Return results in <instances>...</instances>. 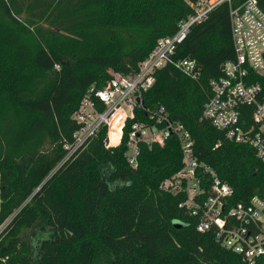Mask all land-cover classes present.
<instances>
[{"label":"trees","instance_id":"trees-1","mask_svg":"<svg viewBox=\"0 0 264 264\" xmlns=\"http://www.w3.org/2000/svg\"><path fill=\"white\" fill-rule=\"evenodd\" d=\"M190 1L198 0H0V264H248L197 230L180 208L183 195L161 189L183 166L176 137L142 145L139 167L128 164L127 137L134 121L146 120L142 108L119 146L106 147V127L69 159L65 149L81 128L73 117L86 94L112 72L137 73L192 15ZM185 58L201 66L198 79L177 67ZM234 59L224 4L193 26L143 101L186 127L196 158L240 202L264 196V164L203 116L211 82Z\"/></svg>","mask_w":264,"mask_h":264},{"label":"built area","instance_id":"built-area-1","mask_svg":"<svg viewBox=\"0 0 264 264\" xmlns=\"http://www.w3.org/2000/svg\"><path fill=\"white\" fill-rule=\"evenodd\" d=\"M198 0L188 5L192 15L182 20L178 31L158 41L137 73L125 76L112 72L108 84L92 88L83 98L73 119L81 126L73 144L65 146L68 159L84 150L107 127V148L121 144L128 120L136 119L137 108L146 120L134 121L127 137L125 158L137 169L141 146H164L172 137L180 143L182 168L161 185L164 192L183 195L180 208L197 219V230L213 232L217 242L244 259L259 264L264 258V196L254 195L236 202L234 189L195 156V141L186 127L171 119L164 107L149 110L143 96L156 84V73L174 62L178 47L193 26L206 21L218 7L228 4L235 59L222 64V76L211 82L212 97L204 118L226 139L251 147L264 164V0ZM186 75L198 79L201 66L192 58L176 62ZM117 130H114V127Z\"/></svg>","mask_w":264,"mask_h":264},{"label":"rangeland","instance_id":"rangeland-1","mask_svg":"<svg viewBox=\"0 0 264 264\" xmlns=\"http://www.w3.org/2000/svg\"><path fill=\"white\" fill-rule=\"evenodd\" d=\"M117 128H118V126L116 127H114V130L116 131L117 130ZM2 230V229H1ZM24 237H22V240H28V235H27V233H24V235H23ZM98 264H111V262L109 261V260H107L106 258H103V259H101L99 262H98Z\"/></svg>","mask_w":264,"mask_h":264},{"label":"water","instance_id":"water-1","mask_svg":"<svg viewBox=\"0 0 264 264\" xmlns=\"http://www.w3.org/2000/svg\"><path fill=\"white\" fill-rule=\"evenodd\" d=\"M106 142L108 143V140Z\"/></svg>","mask_w":264,"mask_h":264}]
</instances>
